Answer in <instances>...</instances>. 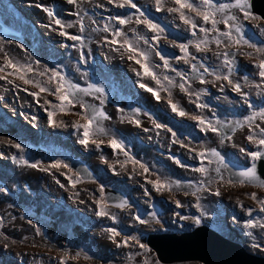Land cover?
Wrapping results in <instances>:
<instances>
[{
  "label": "rangeland",
  "instance_id": "obj_1",
  "mask_svg": "<svg viewBox=\"0 0 264 264\" xmlns=\"http://www.w3.org/2000/svg\"><path fill=\"white\" fill-rule=\"evenodd\" d=\"M133 2L146 15H149L154 23L160 24L165 29L160 34L158 41L152 40L154 33L148 32L143 25L135 23V15H138L135 9L127 6L118 8L114 4H109L107 0H78L77 4H69L67 0H0V17L23 37V42L0 37V66H4L6 60H11L14 64L25 69L30 66L31 70L26 71V78L38 81L41 86L52 91L55 90L56 85L55 82L49 81V77L52 70L55 69L81 88H87L90 83L102 87L110 99L103 105L119 100V103L123 102L122 107H124V102H131L130 105L134 106L138 102L136 99L138 89L140 92L144 90L139 86L140 83L149 87L148 81L151 78L137 76L136 71L142 70L134 60L128 59L130 53L123 48L113 51V47H119V44L107 43V40L112 39L111 30L121 27L116 24L115 20H109V17L117 15L133 17L132 23L122 26V31L126 35L132 34L127 38L141 51L150 50L154 53V57H149V63L162 83L164 82L163 76L167 75V70L163 68V61L155 52L159 51L178 70L176 66H183L185 63L175 59L176 56L182 54L174 44L188 43L194 38L188 27L180 21L178 13L167 11L168 7L175 6L172 0H165V7L160 12L156 11L154 0H133ZM216 2L226 3L229 0H216ZM36 4L51 8L56 14V18L61 19L64 24L71 23L73 26L64 28L63 31L69 35L82 36L83 45L80 41H73L66 36H61L59 34L62 30L60 26L56 25L41 8H37ZM234 12L236 13V11ZM188 14L195 16L194 13ZM237 16L243 20L242 15ZM81 17H83V32L80 31ZM196 19L198 25L203 23L199 18ZM105 24L109 25V32L102 31ZM244 24L248 35L252 37V42L256 43L258 47H264V34L254 27L255 25L264 26V22L251 20ZM204 26L210 27V25ZM218 27L224 30L222 24ZM252 31L255 32V35ZM138 35L147 38L152 47L145 44L143 39H137ZM197 35L202 36L203 34L197 31ZM117 39L122 42V38ZM160 43L161 47L156 49L155 46H160ZM227 43L228 41L225 40V44ZM209 49L212 51L210 55L224 51L237 53V57H235L236 71H234L236 76H233V81L241 84L242 91L248 94V101L256 109L264 106V87H255V84L260 83L259 76L255 75L258 70L252 67L255 61L241 54L254 52V50L246 46L239 49L224 48L223 46L217 48L215 44H210ZM189 52L197 57L195 62L191 61L188 64L190 67L191 63H197V65L203 63L211 71L215 70L220 75L227 74V67L222 63V55L220 57L215 55L220 60L214 61L206 54L196 52L193 47L189 48ZM81 53L84 55L83 63L80 60ZM115 59H118V63L113 62ZM157 65L159 67H156ZM12 72V68H6L3 73H0V75L6 76V79L0 80V188L6 190L0 191V264H60L61 258L65 259L66 264H145V262L156 264V255L148 247L141 249L134 241H130L128 246L117 247L108 239V233L104 231L108 227H114L121 232V236L117 237L118 241L124 236H135L146 245L145 239L149 234L181 235L204 225L225 238L241 244L248 253L264 257V251H262L264 249V229L259 227L244 228V221L249 217L237 203L239 201L244 205V208L254 209L252 219L264 220V213H260L258 204L250 199L252 192L264 197V189L229 184L225 168L218 165L215 157L208 153V150L214 148L224 158V163L231 160L240 161L246 165L252 164L251 158L240 151L241 147L247 151L257 150L256 146L246 139L249 134L247 126L240 129L232 140L221 143L219 149L218 145H212L218 142H215L214 136H210L208 133L206 157L203 158V166L209 169L207 175L193 170L202 165L201 158H197L198 155L194 148L183 150L182 153L188 155V162H184L180 157V152L172 154L170 152L173 151L172 148H166L165 143L160 141H158L157 148L158 157L167 158L170 164L167 165L164 161L158 160L154 163L155 168L148 166V172L145 173L140 166L133 165L128 159L127 163L123 152L112 151L113 156H110L109 152L107 153L105 148L109 147V139H113L110 134L112 123L106 125L105 128L101 124L103 121H100L105 130L104 134L92 137V139L101 142L99 149L91 143L87 148L79 143L83 129L77 130L72 125L73 122L85 123L81 116L85 115L86 109H82L80 104L96 108L98 104L95 99L100 102L103 96H100L99 93H96L97 95L78 93V102L74 106H70L66 112H60L53 107L59 103L55 96L44 92H41L36 98L30 96L29 92H38L39 89L31 84H24L16 78V75H7ZM168 76L174 78L176 85L182 82L174 72L170 71ZM245 76L248 77L247 83L244 80ZM9 80L12 83H8ZM122 84L127 88H120ZM208 84V86L203 85L199 89L190 88V92L193 93L191 96L181 92L178 86L171 87V99L174 103L180 105L176 97L181 95L191 99V113L184 110L187 114L180 116L170 109V118L165 121L160 118L157 123L165 125L166 127L163 128L166 131L171 128V135L174 129L176 134L181 132L180 138L187 139L190 145L191 143H194L195 146L199 145V139L202 144L206 134H201L199 137L194 136V133L200 131L201 125L192 117L196 116L199 110L201 112L207 107L197 108L196 104L212 105L213 102L210 98L216 100L217 105L222 104L223 100L226 101L225 92L227 91L225 89L231 88V85L225 80H214ZM214 84H217L216 89L219 91H221L220 86L223 85V91L215 93L213 91ZM201 89H206V93L197 100L195 93L200 92ZM166 92L168 91L160 92V100H169L168 95H165ZM234 93L236 94V96H232L234 102L231 105L226 104V106L234 109L235 120H243L245 116L251 114L252 109L247 107L238 93ZM193 97L195 99H192ZM45 100L50 103L45 104ZM48 111L56 112L54 126H50L48 123ZM108 115H110L109 112ZM200 116L202 115L200 114ZM109 119L111 120V118ZM208 120L211 119L208 118ZM113 127H116L113 131H118L116 124ZM253 131L259 132L255 127H253ZM43 132L47 134L43 136ZM66 140L74 142L72 148L61 146ZM7 141L21 144L24 151L21 152L12 147V144ZM169 143L174 147L177 144L184 145L183 148L188 147L183 143H173V139ZM183 148L180 147V149ZM135 152L138 153L136 149ZM94 153L99 160L96 162L98 166H92L94 171L97 170L100 174L98 181L83 182L81 180L75 188L69 184L68 177L75 179L78 175L68 167L50 168L43 171L40 168H32L19 162L20 157L23 156L29 163L39 161L41 168H48L57 160L64 163L65 158L77 156L92 163L93 158L91 159V157ZM188 153H191L190 156ZM120 157L121 160L118 161ZM131 157L134 159L133 156ZM173 158L182 162L181 164L185 165L187 171L182 174L178 173L176 169L179 168L173 166V164L175 165ZM209 160L212 163H209ZM109 162H111L110 167L108 166ZM159 166L162 169H158ZM218 166L220 167L219 174L215 171ZM34 173H39V180H34ZM220 176H223V180L220 179ZM157 177L171 182L173 187L170 190L155 191L147 181L155 180ZM57 180L60 183H57ZM201 182H203V188L197 191ZM101 186L104 189L124 190L129 194L125 192L131 202L129 207L122 210L110 206L108 208V211L116 216L115 223L107 217L96 215L94 201L100 198L99 189ZM145 189L149 191L147 196L144 194ZM216 191H219V196L213 194ZM197 197H199V209L195 207ZM177 200L182 205L179 208L176 207ZM153 212L156 213L159 223L153 221L148 215ZM135 215L149 220V223L143 225L138 223L133 219ZM181 217H187V219ZM194 217H199L201 221L199 225L193 222L192 218ZM20 221L24 222L25 231L18 230ZM54 227L57 229L51 235V228ZM249 231L253 233L252 236L247 234ZM44 233L55 241V245L38 238ZM253 245L258 246L253 247Z\"/></svg>",
  "mask_w": 264,
  "mask_h": 264
},
{
  "label": "snow or ice",
  "instance_id": "obj_2",
  "mask_svg": "<svg viewBox=\"0 0 264 264\" xmlns=\"http://www.w3.org/2000/svg\"><path fill=\"white\" fill-rule=\"evenodd\" d=\"M109 4H114L118 8H124L125 6L130 7L132 9L136 10V13L138 15H135V23L137 25H143L148 32H152L155 35L152 36L153 41H158L160 39V34L165 31L163 27L160 26L158 23H154L152 19L149 18V15H146L144 11H142L136 3L133 2V0H107ZM67 3L69 4H77L78 0H67ZM172 3L175 5L174 7H168L167 11L169 13H178L180 21L188 27L189 32L191 33V36L194 38L193 40L189 41L188 43H180V44H174L176 48L179 49L180 53L182 55H178L175 57L177 61H183L185 64H189L191 61H196L197 57L189 52V48L193 47L195 48L196 52H207L209 51V45L215 44L217 48H220L223 46L224 48H236L239 49L242 46H246L247 48L253 49L254 52H245L241 53L244 56H247L249 59H254V63L252 64V67L257 69L258 71L255 73V75H258L260 78V83L255 84V87L262 88L264 87V47H258L256 43L252 42V37L248 35V33L245 30V24L246 21L251 20H264V17H261L259 15H256L252 12V3L251 0H229V2L226 3H217L216 0H172ZM155 8L157 12H160L165 7V0H154ZM37 8H41L44 12L47 13L49 18H51L56 25L60 26L62 29L60 31L61 36H66L68 39L73 41H80L81 45H83V37L77 36V35H69L65 31H63L64 28H71L73 25L71 23L64 24L61 19L56 18V14L51 8L43 7L40 4L35 5ZM187 10V11H185ZM233 10L239 11V13L242 15L243 20H241L236 13ZM188 13H194L195 16L189 15ZM199 18L203 23L198 25L197 19ZM109 20H115L116 24L121 27H115L111 30V40H107V43L111 45H117L119 44V47H113V51H119L121 48H123L126 52L130 53L128 56L129 60H134L136 64L140 66V69L142 71H136V75L140 77H150L153 81L156 82V84L159 86L158 89H154L151 87H148L144 83H140V87L143 88L145 91L151 93V95L157 100H160V92L161 91H168L169 92V100L168 104L169 107L173 112H175L177 115L184 116L187 113L177 104L174 103L171 99V87L178 86L180 91L187 94V95H193V93L190 92L191 84L189 83V77L185 75L183 71H179L176 68H174L169 60L162 55L159 51L156 52V55L160 58L161 61H163V68L165 70H169L171 72H174L177 77L180 78L182 81L178 85L175 84V80L173 77H170L168 75L163 76V80L167 81V87L162 83L160 77L152 70V66L149 63V56L147 52L141 51L136 45L133 44L132 41H130L127 38V35L124 31H122V26L126 24H130L133 22V17L131 15L126 16H112L109 17ZM83 17L80 18V31H84V25H83ZM223 25L224 30H221L218 25ZM204 25H210V27H205ZM254 27H257L259 32L261 34H264V26L255 25ZM102 31L109 32V25L105 24ZM133 31H135L133 29ZM197 31L199 33H202V36L197 35ZM211 34V38H210ZM117 38H122V42L119 41ZM137 39H143L145 44H148L149 47H152L151 44H149V40L143 36H137ZM225 40L228 41L227 44H225ZM215 55L217 57H220L222 55L223 60L222 63L227 67V74L220 75L217 74L214 71H210L208 67H206L203 63L199 64V67L197 66V63H191V71L193 74H195V78L199 79V82L201 84L207 83V81L204 78V73H208L209 75H214L216 80H225L228 82L229 85H231L232 91L238 93L242 98L244 103L247 105L249 109H252L251 114L247 115L243 118V120H232L228 121L227 123L219 120L218 118L215 119V122L213 120H208L204 118L203 116H193L192 119L197 121L199 125H201V131H210L214 132L217 135L221 136V143L224 142V140H231L232 136L228 135L224 130L229 129L231 133H235L238 129H243L245 126L248 127L249 134L246 136V139L254 144L257 148L256 151H247L245 148L241 147L240 151L242 153H246L247 156H249L252 160V164L250 167L243 168L237 173H235V176L237 179H229V184L239 183L241 186H244L245 184L252 185L254 187L264 189V176H261L258 174L257 170V164L256 161H259L261 159H264V106L260 107L259 109H256L252 103L248 101V94L242 91L241 84L239 82H234L232 79H230V76L233 74L234 71H236V60L235 57L237 55L236 52H229L224 51L216 52ZM139 57V58H137ZM81 62H84V55L81 53L80 57ZM156 67H159L157 65ZM6 68H12V73H7V75H16V78L21 80L24 84H31L33 87L38 88V92H29L28 94L30 96H33L34 98L38 97L41 92L47 93L50 96H55L56 100L59 101L58 104L54 105L53 107L58 109L60 112H66L70 106H74L76 102H78V93H84L85 95H92L93 93H99L100 96L104 95V89L102 87H98L95 84H88L87 88H81L78 84H74L71 80L67 79V77L60 72L56 71L55 69L52 70L51 76L49 77L50 82H55V90L52 91L47 87L41 86V84L38 81H32L28 78H26V71H30V66L25 69L24 67L14 64L11 60H6L4 66H0V73H3ZM203 69V72H200V69ZM45 71H48V69H45ZM43 74V73H42ZM6 79V76L0 75V80ZM245 82H248V77H244ZM8 83H12L11 80L8 81ZM220 90L223 91V85L220 86ZM206 93V89H201L200 92L195 93L196 99L199 100L200 96L202 94ZM101 105H103L104 100L101 99ZM50 103L49 101L45 100V104ZM80 107L82 109H86L85 115L81 116V119L85 121V123L81 124L79 122H73V128L79 130L83 129V132L81 134V138L79 139V143L83 145L85 148L88 147V145L94 144L97 149L100 148V143L96 139H92V137L98 135V134H104V128L99 123L101 120H107L109 119V116L102 110L97 109L95 107H92L91 113L88 114L87 108L90 106H86L85 104L81 103ZM197 108L201 107H207V105L204 104H196ZM56 115V112L54 111H48L47 112V118L48 123L50 126L55 125L54 116ZM35 119V117H33ZM259 120V123L257 121ZM135 123L137 126H139V120H136ZM155 123V121H153ZM156 128H163L166 127L163 124L155 123ZM253 127L259 130V132L253 131ZM169 132L172 131L171 128L167 129ZM145 131H148V129H145ZM173 137L176 136V133H172ZM7 143L12 144V147L20 150L21 152L24 151L21 144L19 143H12L11 141H7ZM173 143H176V140H173ZM108 146L112 148V150L115 152L119 150L120 152H123L124 155L127 157L128 161H130L133 165L139 164L140 168L143 169L145 173L148 172V168L140 163L139 161L133 159L131 156L128 155V152L125 151V147L122 141L117 139H111L108 143ZM182 147L184 145H181ZM208 153L212 157H215L216 162L218 165H221L225 168L228 166L224 164L223 160L224 158L221 156V154L216 149H210L208 150ZM197 155L201 158L202 165L201 167L194 168L193 170L196 172H199L203 175H207L209 169L203 166V158L206 157V152L201 151L197 153ZM15 159V157H13ZM172 158V157H170ZM20 163L32 167V168H40V170L47 171L50 168H67L68 165L62 163L61 161H55L52 164L48 166V168H41L40 162L37 161L35 163H29L28 160L24 159L23 156L20 157ZM175 162L180 165L181 162L176 159ZM209 163H212L211 160H209ZM216 173H220V167L218 166L215 169ZM220 179L223 180V176H220ZM69 184L75 188L76 184L81 182V177L77 176L75 179H72L71 177H68ZM57 183H60L57 180ZM147 183L152 185V188L157 191H164V190H170L173 187V184L167 180H161L160 177H157L155 180H148ZM63 187V185H61ZM203 188V182L200 184V188H197V191H200ZM0 191H6L3 188H0ZM100 198L96 199L94 203L96 204V215L98 217H107L113 221V223L116 222V216L114 214H111L108 211V208L110 206V199L109 197L105 196L104 187L101 186L100 189ZM145 196L149 195L148 189H145L144 192ZM195 194V193H193ZM214 195L219 196V191H216L213 193ZM250 199L255 201L259 206V212L264 213V197L258 196L256 192H252L250 194ZM239 206L244 209L249 219L244 221V228L246 229H254V228H261L264 229V220L262 219H252V213L254 209L252 208H244V205L237 202ZM113 207L117 208H126L128 207V201L121 199L118 202H115L111 204ZM181 202L179 200L176 201V207H181ZM199 209V197H197V203L195 205ZM153 221L156 223H159L160 221L156 218V213H149L148 214ZM203 215V213H201ZM182 219H187V217H181ZM138 223L140 224H147L149 223V220L143 219L140 215H135L133 217ZM193 222L196 225L200 224L199 217L192 218ZM39 231V230H37ZM108 233V239L112 241L114 244L117 245V247L121 246H128L130 241H134L141 249H145L147 246L140 242V240L135 236H124L123 239L117 240V237L121 236V232L118 231L114 227H108L104 229ZM249 236H252L253 233L249 231L247 233ZM258 245H253V247H257ZM264 251V249H262ZM60 264H66V261L64 258H61ZM147 264V262H145ZM156 264H159L157 261Z\"/></svg>",
  "mask_w": 264,
  "mask_h": 264
},
{
  "label": "crops",
  "instance_id": "obj_3",
  "mask_svg": "<svg viewBox=\"0 0 264 264\" xmlns=\"http://www.w3.org/2000/svg\"><path fill=\"white\" fill-rule=\"evenodd\" d=\"M235 11H236V14L240 16L239 11H237V10H235ZM159 45L160 46H155V48L159 49V47H161V43ZM211 50H213V49H211ZM156 52H155V54H156ZM211 52L212 51L202 52V54H206L209 58L214 59V61L219 59L215 55H210ZM147 53H148V56L150 58L154 57V53L152 51L149 50V51H147ZM236 57H237V55H236ZM193 62H195V61H193ZM197 66L199 67V64ZM176 67H178V70L183 71L185 73V75L187 77H189V83L191 84V88L195 87L196 89H199L203 85L208 86L209 85L208 82H212V81L216 80L214 75H209L208 73H204V78L207 81V83L201 84L199 82V79L195 78V74L192 73L191 67L188 64H186V65L184 64L183 66L177 65ZM213 71L216 72L215 70H213ZM200 72H203L202 68L200 69ZM166 73H167V75H170L169 70H167ZM220 73H223V72L220 71ZM234 73L235 72H233V74L230 76L231 77L230 79H232V80H233V76H236V74H234ZM148 82H149V87L154 88V89H158L159 86L156 84L155 81H153L152 79H149ZM163 83L166 86H168L167 81H164ZM110 87H112V86H110ZM216 87H218L217 84H214L213 91L215 93H218V92L221 93V91L216 89ZM120 88L126 89L127 86L122 84V86H120ZM225 90L228 92V93L225 92L226 101L223 100L222 104L217 105V103H216L217 101L212 100L210 98V100L213 102V104L208 105L207 109H203L201 112L199 110V113H197L196 116H200V114H201L202 116H204V118H206V119L210 118L211 120H213V122H215V119H217V118L219 120L225 122V123H227L228 121L235 120L236 118H234L235 112H234L233 108L230 107L229 110H221L220 109L221 105H224V104L225 105L226 104L231 105V103L234 102V100L232 99V96H236V94L232 91V88L225 89ZM167 93H169V92H166L165 95H168V97H169V94H167ZM143 94L145 96H142ZM93 95H97V94L94 93ZM137 95H138V97L136 99L138 102L134 106L130 105L131 102L130 103L124 102V107H122L121 105L123 102L119 103V100L117 101V104L114 103L113 101H111V103L107 102V105H101V103L98 102L97 99H95V102H96V104H98V106H102V110L105 109L106 112L108 110H111V112L114 113V118L116 120L115 124L118 128V131H113L116 127L111 130L110 134H112L113 139L119 138L120 141H122L123 143H127V144L131 145L134 152L136 149V151H138V153H136V152L135 153L139 154L140 160L142 161V164H144L148 169H149L148 166L155 168L154 163H156L158 160L164 161L167 165L170 164V161L167 158L158 157L157 148H158V141H160V139H162L164 141L162 143H165L166 148L167 147L172 148L173 151H170L172 154L180 152L181 153L180 157L184 162H188V155H187V153H182V152H184L183 150H188L191 147L194 148L196 153H199L203 150L205 152V150H207L206 138H207L208 133L210 134V136L211 135L214 136L215 142H218V143H214L212 145H214V146L218 145V148H220L221 143L218 140L219 136L214 132L201 131V129H200V131L198 130L197 133H194L195 137L196 136L199 137L201 134H206V137H205L204 142L202 144H201V141L199 139L200 144L195 146L194 143H191V145H190V142H188L187 139H185L184 137L180 138L181 132L179 134H176V136L172 138V135L170 134V132L164 130V128H159V129L156 128L155 123H157L160 118L163 119L164 121L167 120V118L168 119L170 118V116H169L170 112L169 111L171 108L169 107L168 101H162V100L157 101L151 95V93H149L145 90H142V92H140V89H138ZM105 96H106V94L103 96L104 102L107 101ZM176 99L179 100V102H180L179 106L183 110H186L188 113H191L190 105L192 103H190V100H191L190 98H188L185 95H181L179 97L177 96ZM192 99H195V98L193 97ZM118 110H121V112L119 113ZM136 120H139V122H140L139 126H137V124L135 123ZM153 121H155V123H153ZM169 122H171V121H169ZM113 126H114V124H113ZM145 129H148V131H145ZM142 130H144L145 132L143 133ZM138 132H141V137L139 136L140 140L146 144H149L150 145L149 147H144V148L142 147V149H139L138 142L136 141V137H135ZM173 132H175V129L173 130ZM161 135H162V137H161ZM172 139L173 140L175 139L177 143L186 144L188 147H186V148L182 147L183 149H180V147H181L180 144H177L176 147L171 146V144L169 142H171ZM105 140H106V138H105ZM109 140H111V139H109ZM112 151L113 150L109 151L110 156H113ZM80 152H82V151H80ZM188 154L190 156L191 153H188ZM92 158L97 159V155H95V153H94ZM197 158L200 159L199 156ZM80 159L87 162V160L84 158H80ZM172 160L175 161L176 159L173 158ZM97 161L99 162L98 159H97ZM96 162L91 165V168L93 170H94V168L92 166H94V165L98 166V163H96ZM108 166L109 167L111 166V162H109ZM173 166L174 167L176 166L177 168H179L176 170L180 174H182L184 171H187V168L185 167V165L182 167L175 162V165L173 164ZM158 169H162L161 166H159ZM96 172H97V170H96ZM117 190L122 191L124 193L126 192V191L120 190V189H117Z\"/></svg>",
  "mask_w": 264,
  "mask_h": 264
},
{
  "label": "water",
  "instance_id": "obj_4",
  "mask_svg": "<svg viewBox=\"0 0 264 264\" xmlns=\"http://www.w3.org/2000/svg\"><path fill=\"white\" fill-rule=\"evenodd\" d=\"M252 12L264 17V0H251ZM264 22V20H261ZM0 37L16 42H23V37L14 28L0 21ZM234 134L229 129L224 131L231 135ZM222 137L219 136L221 142ZM228 141V140H224ZM64 164L68 165L73 172L81 177L84 182H96L97 176L93 170L81 159L66 158ZM226 175L230 179H237L235 173L250 165L228 161L224 163ZM258 174L264 176V159L256 161ZM223 167V166H222ZM239 184V183H234ZM245 186L254 187L249 184ZM105 196L111 198L110 207L120 210L121 208L113 207L111 204L121 199L128 201L129 198L121 191L116 189H105ZM145 243L151 249L160 264H184L198 262L200 264H264V257H258L248 253L239 243L234 242L220 235L207 226L196 227L190 232L177 234H149L146 236Z\"/></svg>",
  "mask_w": 264,
  "mask_h": 264
},
{
  "label": "flooded vegetation",
  "instance_id": "obj_5",
  "mask_svg": "<svg viewBox=\"0 0 264 264\" xmlns=\"http://www.w3.org/2000/svg\"><path fill=\"white\" fill-rule=\"evenodd\" d=\"M233 11H235V10H233ZM241 16V15H240ZM241 18H242V16H241ZM0 21H2V22H4V23H6L7 25H9L2 17H0ZM248 29H250V27H248ZM250 30H252V29H250ZM247 32V31H246ZM253 32V31H252ZM253 34L255 35V32H253ZM2 38V37H1ZM138 92V91H137ZM106 97V99L107 100H109V97L108 96H105ZM117 99V98H116ZM116 104H117V102H115ZM115 104V105H116ZM96 105V104H95ZM96 108L97 109H102L101 108V106H96ZM91 110H92V108H87V111H88V114H90L91 113ZM107 115H108V112H109V114L110 115H108L109 116V118H111V121H112V129H114L115 127H113V124H115V122H116V120H115V118H114V113H112L111 112V110H108L107 112H106V110L104 109L103 110ZM119 111V113L121 112V110H118ZM104 122V120H101V122ZM103 122L101 123L102 125H103ZM100 123V122H99ZM111 125V124H110ZM104 126V125H103ZM105 127V126H104ZM106 128V127H105ZM142 132L144 133L145 131L144 130H142ZM45 134H47V133H44L43 132V136H45ZM139 136L141 137V132H138L137 134H136V141L138 142V147H139V149H142V147L144 148V147H149L150 145L149 144H146V143H144V142H142L141 140H140V138H139ZM219 136V135H218ZM158 137V136H157ZM161 137H162V135H161ZM160 141L161 142H164L162 139H160ZM124 147H125V151H127L128 152V155L130 156H133L134 157V159L135 160H137V161H139L140 163H142V161L140 160V156H139V154H135L134 152H133V149H132V147H131V145H129V144H127V143H124ZM106 150H107V153L111 150V148H109V147H107V148H105ZM219 149V148H218ZM75 158H79V157H77V156H75ZM124 158H126V161H127V157L126 156H124ZM121 160V157L119 158V160L118 161H120ZM88 163V162H87ZM127 163H128V161H127ZM91 164H93V162L91 163H88V165L91 167ZM138 165V167H139V164H137ZM106 189V188H105ZM127 193V192H126ZM128 194V193H127ZM129 195V194H128Z\"/></svg>",
  "mask_w": 264,
  "mask_h": 264
},
{
  "label": "bare ground",
  "instance_id": "obj_6",
  "mask_svg": "<svg viewBox=\"0 0 264 264\" xmlns=\"http://www.w3.org/2000/svg\"><path fill=\"white\" fill-rule=\"evenodd\" d=\"M8 26H10V25H8ZM11 27V26H10ZM13 28V27H12ZM130 35H132V34H127V36H130ZM114 63H118V59H115L114 61H113ZM104 95H105V93H104ZM103 95V96H104ZM117 99H118V97H116ZM220 109L221 110H229V107L228 106H226V105H221L220 106ZM112 123V121L110 120V119H107V120H104V122H103V125L104 126H108V125H110ZM73 141H71V140H66V141H64L63 142V145L61 144V146H65V147H68V148H72V146H73ZM92 158V157H91ZM97 159H98V157H97ZM97 159L96 158H93L92 159V162L93 163H95L96 161H97ZM95 173V172H94ZM39 173H34V177H35V179L34 180H39L38 179V177H39V175H38ZM125 194V193H124ZM68 218H70V217H68ZM19 224H18V226L20 225V227H19V231H25L26 230V227L24 226V222H22V221H20V222H18ZM55 229H57L56 227H54V228H51V232H50V234L52 235V233L53 232H55ZM40 240L42 239L44 242H50V243H52L53 245H55V241L54 240H52L51 239V237L50 236H48L46 233H44V234H41L39 237H38ZM29 258V257H28ZM30 259V258H29ZM27 262H28V259H27Z\"/></svg>",
  "mask_w": 264,
  "mask_h": 264
},
{
  "label": "clouds",
  "instance_id": "obj_7",
  "mask_svg": "<svg viewBox=\"0 0 264 264\" xmlns=\"http://www.w3.org/2000/svg\"><path fill=\"white\" fill-rule=\"evenodd\" d=\"M229 141V140H228ZM220 142V141H219ZM221 143V142H220ZM70 158H75V157H70ZM66 159V158H65ZM77 159H80V158H77ZM82 160V159H81ZM82 161H84V160H82ZM228 161H231V160H228ZM227 161V162H228ZM87 165H88V163L86 162V161H84ZM236 162H238V163H241L240 161H236ZM243 164V163H242ZM89 166V165H88ZM90 167V166H89ZM91 168V167H90ZM92 169V168H91ZM93 170V169H92ZM93 172H95L94 170H93ZM95 174H96V176H97V178H99L100 177V174L99 173H97V172H95ZM97 181H98V179H97ZM96 181V182H97ZM84 182V181H83ZM106 189H108V188H106ZM109 189H113V188H109ZM105 190V189H104ZM117 190V189H116ZM122 192V191H121ZM124 193V192H123ZM128 198H129V196L127 195V194H125ZM130 200V199H129ZM131 203V202H130ZM131 205V204H130ZM129 205V206H130ZM128 206V207H129ZM127 208V207H126ZM124 209V208H123ZM120 210H122V209H120ZM241 245V244H240ZM242 246V245H241Z\"/></svg>",
  "mask_w": 264,
  "mask_h": 264
}]
</instances>
